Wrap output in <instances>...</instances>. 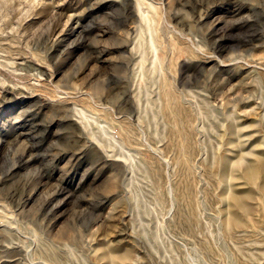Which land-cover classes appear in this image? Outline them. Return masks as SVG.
I'll return each instance as SVG.
<instances>
[{"label": "rangeland", "instance_id": "obj_1", "mask_svg": "<svg viewBox=\"0 0 264 264\" xmlns=\"http://www.w3.org/2000/svg\"><path fill=\"white\" fill-rule=\"evenodd\" d=\"M0 264H264V0H0Z\"/></svg>", "mask_w": 264, "mask_h": 264}, {"label": "bare ground", "instance_id": "obj_2", "mask_svg": "<svg viewBox=\"0 0 264 264\" xmlns=\"http://www.w3.org/2000/svg\"><path fill=\"white\" fill-rule=\"evenodd\" d=\"M171 86V85H170ZM164 93H165V90H164ZM169 95H170V93H169ZM178 99V98H177ZM176 99V100H177ZM180 102V101H179ZM177 103H178V100H177ZM179 104V103H178ZM22 126V125H21ZM125 130V129H124ZM127 130V129H126ZM142 132V131H141ZM125 133V132H124ZM120 134V133H119ZM128 134H130V133H128ZM132 135H133V133H131ZM125 135V134H124ZM122 136V138L124 137L125 138V136H123V135H121ZM129 136V135H128ZM129 138V137H128ZM132 139L134 138V137H131ZM130 138V140L132 141V139ZM121 140H123V139H121ZM124 141H126V140H124ZM129 142V141H128ZM133 142V141H132ZM252 172V171H251ZM256 174H257V170L255 169L254 171H253V173H251L250 175H251V178H255V176H256ZM248 176H249V173H248ZM256 179V178H255ZM249 182H250V180H249ZM193 222H194V220H193ZM186 224V223H185ZM189 226H191V225H188V226H186L187 228L189 227ZM195 227V226H194ZM185 228H183V230H184ZM188 230V229H187ZM192 230V229H191ZM193 231V230H192ZM194 231H195V228H194ZM184 232H186V229H185V231ZM189 233H190V230H189ZM206 247V246H205ZM207 249V248H206ZM54 250V249H53ZM44 253H45V249L43 250V252L41 253L42 254V256L44 255ZM43 259H44V257H43ZM49 260V259H48Z\"/></svg>", "mask_w": 264, "mask_h": 264}]
</instances>
